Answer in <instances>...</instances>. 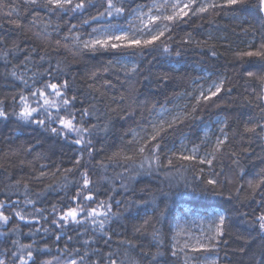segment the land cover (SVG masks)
<instances>
[{
	"label": "trees",
	"instance_id": "trees-1",
	"mask_svg": "<svg viewBox=\"0 0 264 264\" xmlns=\"http://www.w3.org/2000/svg\"><path fill=\"white\" fill-rule=\"evenodd\" d=\"M3 2L7 3L9 0H3ZM10 2L19 6L23 27L16 29L3 16V12L9 9L0 8V25H2L0 36L5 38L4 43H0V99H5L9 111L12 105L11 96L21 87L20 82L10 75L14 65H19L15 70L18 74H23L31 83L30 78L34 73H43L49 64L55 67L59 62L68 78L70 80L75 78L73 91L80 93L84 106L95 105L99 120L93 118L91 122L102 126L109 119L112 121L110 133L106 137L103 133L97 137L93 158L89 159L87 154L84 157L90 176L98 181V200H106L111 195L114 200L148 201V203L137 206L138 212L137 208H133L131 213V216L145 217L153 215L154 205L150 202L152 195H155L159 202L167 193L170 194V218L179 216L184 207L202 213H209L211 210L224 212L227 220L225 222L226 234L223 239L227 243H222L215 252H212L217 256L218 264H252L254 254L257 260L264 259L260 255L264 240L246 223L248 218L239 214L249 212L250 218L251 209L255 205L251 204L248 199L250 189H248L247 181L264 169V160H262L264 140L254 137L250 139V134L244 133V122L247 115L249 113L255 115L257 112L255 107L244 104L245 96L252 99V86L245 82L247 77L244 73L248 70L261 72L262 68L255 58L251 64L241 66L236 55L238 50H247L250 44L259 47L264 38V22L255 13L240 14L238 19H233L230 14L225 15L223 12L215 17L205 16L203 19L193 17L187 23L175 26L172 33V48L174 51L178 47L182 50L180 57L161 53L149 54L148 52L140 55L125 51L119 54L121 62L125 64L132 62L139 65V71L136 74L125 77L117 67H113L107 73L103 72L107 62L117 58L110 52L85 53L74 59L63 47L58 51L55 50V40H62L63 36L68 34L69 23H79V14L76 18H72L70 13L58 19L56 16L50 17V14L37 9L41 18L38 21V27L29 29L28 21L32 18L31 9L26 10L23 7V0H10ZM135 2L150 3L151 0H135ZM92 3L95 7L89 8L88 12L84 13L85 17L95 14L97 10H102L101 0H92ZM12 19H15V16ZM44 25H50L47 29L50 37L46 39L42 34L34 36L33 33L40 31ZM57 25L61 26L59 31L56 30ZM96 26V24L92 25V27ZM242 29H248V31L244 32ZM79 30L87 38L86 34L91 32V27L84 25ZM188 34H191L192 43L182 44L181 41L186 39ZM13 41L26 51L35 47L37 51L32 54L33 59L21 64L25 51L17 53L13 50L7 56L6 62L3 53L13 48ZM205 41L208 42L207 46L204 44ZM196 42H200L199 47L196 46ZM45 45L48 46L47 54L45 60L41 61L40 55L45 54L41 48ZM213 45L212 50L217 52L215 57L209 50V46ZM98 69L100 78L95 82L94 90H89L87 85L93 82L88 80V74ZM220 77L227 79L225 88L231 87L232 93L230 95L222 93L221 99L214 98L213 102L202 105V110L198 115L203 119L186 122L176 135L166 139V147L161 153V163L167 165L165 156L173 143L178 145L182 137L187 138L185 142L189 147L192 143H200L203 132L207 128H215L218 120L227 119L229 127L225 131L229 135V142L225 150L217 155L212 168L198 164H188L187 167H183L182 164L185 162L174 161L175 167L171 169L167 167L157 169L154 166L149 173L138 168L139 158H137V164L132 166L133 170L125 171L122 160L117 162L108 159L125 142L120 139L125 131L128 129L139 131L138 124L142 123L141 113L146 120L156 119V113L161 109V105L163 107L172 105L184 97V93L194 92L198 86L194 83L197 78H199V83L209 86ZM106 80L111 81V84H106ZM153 103L157 104V109L152 116H149L146 109ZM253 104H255L254 100ZM111 109L116 111L112 112ZM124 113H135V118L121 120L119 115ZM143 126L147 127L146 124ZM30 145L34 146L31 153L25 151ZM233 152L236 153L235 158L240 161V167L245 169L246 175L243 180L238 179L239 169L232 163L234 158L231 153ZM75 155L76 149L73 146L64 144L62 141H55L47 133L34 126L18 124L14 118L0 122V200L10 197L13 201L23 202L25 199L24 184L27 183L28 198L37 200V203L35 205L21 203L19 207L24 209L25 214L32 213L38 218L39 213H35V208H50L51 203L57 202L65 193L71 195L74 192L75 182L80 178L79 171L72 173L61 171L55 175L52 173L56 171L57 166L61 170L72 168ZM99 162L103 163V168L100 167ZM41 165L47 167L41 169ZM200 168H203V172ZM221 170H223V175H215L221 173ZM40 171H45L47 175L40 180L33 179L39 176ZM137 171L139 175L136 174ZM224 176L229 177L233 182L216 188V192L222 194H213L210 186L206 184L207 179L223 181ZM101 177L107 179H101ZM129 177H134V179ZM16 181L21 183L16 184ZM122 183L126 185L127 191L121 186ZM65 184L67 187H63ZM240 184H243L244 188L237 194L236 189ZM192 188L199 190L193 193ZM42 192L44 195L37 199V194ZM229 196L232 197L231 201L228 200ZM115 210L116 205L114 204L113 211ZM121 211L123 212L122 206ZM44 214L49 215L48 212ZM131 216L128 212H123L120 219L113 218L106 226V230L113 233L108 244H105L107 237L96 232L95 242L91 246L83 245V240L93 236L91 230L87 234L77 235L76 231L66 229V234L61 233V239L56 241L55 235L46 234L42 230L35 232L33 229V234H30V227L33 224L41 229L49 227L43 220L37 222L31 217L27 221L13 219L10 227H17L18 230L15 233H8L7 236L0 235V259L6 258L8 264H13L11 252L16 248L11 244V240H18L24 244L34 242V248H44L47 244L52 250L51 254H58L57 248H63L67 243L70 248H80L81 253L88 251L91 260H100L101 264H105L104 256L112 251L117 253L118 260H124L127 264L125 253L134 257L140 249L137 247L135 251H132L127 243H120V241L131 240L136 245H143L146 250L155 243L151 237V229L143 235L134 233L133 226L138 223V220L131 219ZM174 224L175 221H173V226ZM157 227L161 228L164 234V243L160 250L165 251L170 240L168 223L164 222ZM0 231L4 229L0 228ZM79 231L83 233L84 229L80 228ZM69 235L72 236L70 241L68 240ZM242 237L247 238L248 242L245 243ZM242 247L246 249L245 252L239 251ZM152 250L155 251V248ZM35 258L37 264H40L41 260L48 259L50 256L35 254ZM85 264H88L87 258ZM161 264H172V261L169 256L165 255L161 258Z\"/></svg>",
	"mask_w": 264,
	"mask_h": 264
},
{
	"label": "snow or ice",
	"instance_id": "snow-or-ice-1",
	"mask_svg": "<svg viewBox=\"0 0 264 264\" xmlns=\"http://www.w3.org/2000/svg\"><path fill=\"white\" fill-rule=\"evenodd\" d=\"M101 6L102 10H97L95 14H89L85 17L84 13L88 12L89 8L95 7L92 0H23V7L26 10L31 9L32 18L28 21L29 29L38 27V21L41 18L39 11H36L37 9L50 14V17L56 16L58 19H62L70 13L72 18H76L79 14V23H69L68 34L64 35L62 40H55V50L58 51L63 47L74 59L76 56L85 53L110 52L117 58L109 60L104 66L103 72L107 73L113 67H117L124 73L125 77L139 71V65H128L121 62L119 54L125 51L140 55L148 52L149 54L161 53L180 57L182 50L178 47L174 51L172 48V33L175 26L187 23L193 17L203 19L205 16L215 17L223 12L225 15L230 14L233 19H238L240 14L248 13L251 15L255 13L264 22V0H151L150 3H136L135 0H101ZM0 8L9 9L7 12H3V16L16 29L23 27L17 4L11 3L10 0L7 3L0 0ZM13 16H15V19H12ZM93 24L97 26L92 27ZM84 25L91 27V32L86 34V39L79 30ZM49 26L44 25L40 31L33 33V35L40 36L42 34L47 39L50 37V33L47 31ZM60 27V25H57L56 30L59 31ZM242 31L247 32L248 29H242ZM253 33H255V29H253ZM4 40L5 38L0 36V43H4ZM181 43H192L191 34H188V37ZM207 43V41L204 42L206 46ZM196 46L199 47L200 42H196ZM212 48H214V45L209 46V50L211 55L215 57L217 52ZM47 49V45L41 48V51L45 53L40 55L41 61L45 60ZM13 50L17 53L25 51L21 64L31 61L33 59L32 54L37 51L35 47L31 48L30 51L23 50L19 44L13 41V48L3 53L6 62L7 56ZM236 55L241 66L251 64L253 58H255L262 68L261 72L248 70L244 73L247 77L245 82L252 86V99L245 96L244 104L257 109L255 115L251 113L247 115L244 122V133L250 134V139L254 137L264 140V38H262L259 47L250 44L247 50H238ZM68 63H71V61H68ZM18 67L19 65H14L10 75L20 82L21 87L11 96V111L5 103V99H0V122H6L14 118L18 124L34 126L47 133L55 141H62L64 144L73 146L76 149L73 167L61 170L57 166L52 175L61 171L64 173L79 171L80 178L75 182V190L71 195L65 193L57 202L51 203L50 208H35V213H39L38 218L32 213L25 214L24 209L19 207L21 203L25 205H35L37 203V200L28 198L27 183L24 184L25 199L23 202L20 200L13 201L10 197L0 200V228L4 229V231H0V235L7 236L8 233H15L18 230L17 227H10L13 219L27 221L31 217L32 220L37 222L43 220L49 227L41 229L36 228L33 224L30 227V234H33V229L35 232L42 230L46 234L55 235L56 241H59L61 233H65L66 229L76 231L77 235L87 234L91 230L93 236L83 240V245L91 246L95 242L94 234L96 232H100L107 237V240H105L107 245L113 234L106 230L109 222L113 218L120 219L123 212H128L131 216L133 208L148 203V201L143 200H114L111 195L106 200L97 199L98 181L93 180L90 176L84 157L87 154L89 159L93 158L96 151L97 137L101 133L105 137L110 133L112 121L109 119L102 126L99 123L91 122L93 118L99 120L95 105L84 106V101L80 99V93L73 91L75 78L70 80L59 62L55 67L49 64V67L43 73H34L33 77L30 78L31 83L23 74L17 73L15 69ZM99 78V69L88 74V80L93 82L87 85L89 90H94V84ZM145 79H148V77H145ZM105 83L110 85L111 81L106 80ZM194 83L198 86L194 92L184 93L188 97L189 103L184 105L180 113L173 115L175 108L166 110L163 105L160 106L162 111L156 113V119L146 120L143 113H141L142 123L138 124L139 131L137 129L125 131L120 137L125 142L108 159L117 162L122 160L125 171L133 170L132 166L137 164V158H139L138 168L149 173L154 166L157 169L163 167L171 169L175 167L174 161L185 162L182 164L183 167H187L188 164H198L212 168L217 160V155L225 150V146L229 142V135L225 131L229 127L227 119L217 121L222 126L219 128V135H215L214 140L209 136L207 130L203 132L200 143H192L190 147L185 142L187 138L182 137L179 139L178 145L173 143L172 148L168 149L165 156L167 165L161 163V153L164 152L166 147V139L176 135L189 120L203 119L198 115L202 110V105L213 102L214 98L221 99L222 93L230 95L233 91L231 87L225 88L227 83L225 77L213 81L207 88L199 84V78ZM253 100L255 104H253ZM156 109L157 104L153 103L146 111L149 116H152ZM110 111L115 112L116 110L111 109ZM165 114L170 116V119H165ZM119 118L125 121L134 119L135 113H124L119 115ZM241 118H243V114H241ZM144 124L147 127H144ZM33 147L30 145L25 151L31 153ZM202 148L204 149L203 155L200 154ZM209 148L210 150H208ZM231 156L234 158L232 163L239 169L238 179L243 180L246 175L245 169L240 167L239 159L235 158L236 153H231ZM99 164L101 168L104 167L102 162H99ZM46 167V165H41V169ZM80 169L83 170L80 171ZM200 171L203 172V168H200ZM136 174L139 175V171ZM46 175L45 171H40L39 176H35L33 179L40 180ZM215 175H223V170ZM129 178L134 179V177ZM101 179L107 178L101 177ZM232 182L229 177L224 176L223 181L210 178L207 179L206 184L210 186L213 194L220 195L222 193L216 192V188ZM15 183L20 184L21 182L16 181ZM247 185L250 189L248 199L255 207L251 209L250 218L249 212L239 214L248 218L246 223L260 234L261 239L264 240V169H261L253 178L248 179ZM121 186L125 187L127 191L126 185L122 183ZM63 187H67V184ZM243 188L244 185L240 184L236 189L237 194ZM198 190L192 188L193 193ZM42 195H44L43 192L38 193L37 199ZM169 195L164 194V199L159 202L156 196L152 195L150 201L154 205L152 216H131V219L138 220V223L133 226L134 233L143 235L151 229V237L155 243L146 250L143 245H136L131 240L120 241V243H127L132 251H135L137 247L140 249L134 257L125 253L127 264H161V258L165 255L170 257L172 264H177V262L197 264L200 260V254L215 252L222 243H227L223 239L226 234L225 222L227 220L224 212L213 210L210 213L212 219L208 222V228L201 227L200 233L197 235L192 232L190 226H187L189 216H193V223L196 222V210L186 208L180 212L179 216L170 218ZM231 199L232 197L229 196L228 200L231 201ZM114 204L116 205L115 211H113ZM45 212H48L51 216L50 220L49 215L44 214ZM173 221H175L174 226ZM164 222L168 223L170 240L165 251H161L164 234L157 225ZM80 228L84 229L83 233L79 231ZM242 239H245V243L248 242L247 238L242 237ZM68 240H72V236L69 235ZM11 244L16 248L15 251L11 252L13 264H37L35 254L50 256L48 259L41 260L40 264H85L86 258L88 264H101L100 260L92 261L88 251L81 253L80 248H70L67 243L63 248H57L58 254H51L52 250L47 244L44 248H34V242L24 244L18 240H11ZM153 248H155V251L152 250ZM239 251L245 252L246 249L242 247ZM18 253L22 254L18 255ZM260 255L264 257V246H262ZM104 261L105 264H125V261L118 260L117 253L112 251L104 256ZM0 264H8L7 259H0ZM209 264H218V259L212 260ZM252 264H264V259L257 260L254 254Z\"/></svg>",
	"mask_w": 264,
	"mask_h": 264
},
{
	"label": "rangeland",
	"instance_id": "rangeland-1",
	"mask_svg": "<svg viewBox=\"0 0 264 264\" xmlns=\"http://www.w3.org/2000/svg\"><path fill=\"white\" fill-rule=\"evenodd\" d=\"M127 64L131 65V64H134V63L128 62ZM199 84L204 85L203 83H199ZM204 87L207 88L208 86L204 85ZM188 103H189L188 97L184 96L181 99H178L177 101H175L174 104L169 105V106H165L164 109L172 110L173 108H175V112L172 113L173 115H175L177 113H180L183 110L184 105H186ZM161 111L162 110L160 109L157 113H160ZM164 118L165 119H170V116L165 114ZM221 126H222L221 124L217 123V127H215V128L209 127V128L206 129L208 131V133H209V136L212 137L213 140L215 138V135H219V128ZM213 132H214V134H212ZM209 150H210V148H209ZM200 154L201 155L204 154V149L203 148L201 149V153ZM186 208H189V207H184V209H186ZM212 211L213 210H211L207 215L205 213H202V212H196V216H195L196 222L195 223L192 222L193 221V216H189L188 225L187 226L191 227V230H192L193 233L199 235L201 227L204 228V229L208 228V222L212 219V216L210 214ZM215 211H218V210H215ZM219 212H221V211H219ZM201 220H202V222H201ZM217 259H218L217 256H215L213 253H202V254H200V260H199V262H197V264H209V262H211L212 260H217ZM180 264H182V262H180Z\"/></svg>",
	"mask_w": 264,
	"mask_h": 264
}]
</instances>
